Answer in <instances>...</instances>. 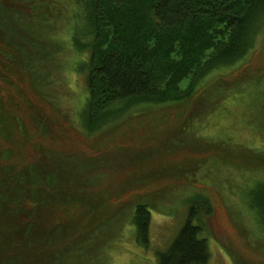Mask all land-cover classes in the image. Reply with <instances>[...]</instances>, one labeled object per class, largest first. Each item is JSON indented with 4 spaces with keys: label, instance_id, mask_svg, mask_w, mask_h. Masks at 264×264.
<instances>
[{
    "label": "trees",
    "instance_id": "trees-1",
    "mask_svg": "<svg viewBox=\"0 0 264 264\" xmlns=\"http://www.w3.org/2000/svg\"><path fill=\"white\" fill-rule=\"evenodd\" d=\"M23 3L30 6L24 10ZM263 24L264 0H0V37L7 38L10 49L4 55L11 65L15 64L14 68L29 77L45 101L44 95L55 92L50 86L44 87L47 81H57L52 69L63 66L59 82H65L67 76L72 78L66 72V62L74 56L70 58L76 60L74 76L82 75L85 80V103L79 124L87 135L114 131V126L138 109L152 112L174 107L175 112L182 114L181 124L183 117L186 120L190 115L189 129L185 131L198 144L196 148L189 141L177 149L178 153L200 149L202 145L207 147L204 150H212L208 144L213 146L214 140L204 129L211 120L220 125L227 123L220 122L223 117L229 118L228 110L220 111V106L231 95H237L239 86L247 81L241 63L253 48ZM233 65L234 69L224 70ZM73 82L74 79L57 88L71 96ZM183 82H187L184 89ZM83 152L77 155L74 168L83 171L84 167H91L92 174L96 166L88 161L93 155ZM169 167L171 174L175 172L174 166ZM51 168L44 170L42 177L46 190L58 182L56 172L60 166L55 172ZM98 169L102 174L99 165ZM26 170L27 182L36 188L40 168L29 165ZM106 172L109 176L113 171ZM12 175L13 178L9 171L6 177L2 175L1 183L11 184L14 172ZM15 179L20 181L19 177ZM13 192L14 188L10 194ZM15 193L16 201L22 202L25 192L16 189ZM43 198L56 200L52 194H44ZM203 198L204 195L191 197L184 223L171 242L155 253L156 264H208L210 249L204 220L212 211ZM245 204L258 229L264 232V182L249 190ZM147 205H131L129 217L123 219H129L134 229V241L125 239L124 246H149L151 213ZM57 206L49 213L53 218L46 214L41 222L23 220L19 207L0 208V264L89 261L93 254L98 256V250L109 248L114 239L110 240L102 231L112 222L113 227L122 223L118 222L120 217L97 222L90 210H82L85 206L76 198L70 197L65 205ZM82 250L88 257L85 253L80 255ZM49 251L53 252V261L43 255ZM33 256L40 261L34 263Z\"/></svg>",
    "mask_w": 264,
    "mask_h": 264
},
{
    "label": "rangeland",
    "instance_id": "rangeland-1",
    "mask_svg": "<svg viewBox=\"0 0 264 264\" xmlns=\"http://www.w3.org/2000/svg\"><path fill=\"white\" fill-rule=\"evenodd\" d=\"M23 6L26 10L30 3ZM35 13H39L38 10ZM75 13L76 10L71 14ZM66 17L70 18L69 13ZM8 46L7 38L0 37V119L3 120L0 122V177H6L9 171L12 178L14 172L20 181L14 177L11 183L14 192L10 194L11 184L0 180V208L19 207L23 220L41 222L46 214L53 218L49 213L56 205H65L68 198H76L84 204L82 210H90L97 222L101 219L106 223L111 217H120L118 222L122 221L121 226L113 227L112 222L102 231L110 240L114 238L109 248L98 250L97 257L93 254L89 259L91 263L80 259L79 264L82 261L156 264L155 253L171 242L184 223L191 197L204 195L201 200L208 203L212 211L204 220L210 249L208 264H264V232L258 229L256 219L245 204L249 190L256 183L264 182V26L241 63L247 81L239 86L237 95H231L219 105L220 111L228 110L229 118L220 119L227 123L220 125L211 120L204 129L214 140L213 146L208 144L212 150H204L207 147L202 145L197 151L180 153L177 149L189 141L196 148L198 145L185 131L189 129L190 115L186 120L183 117L181 124L182 114L175 112L177 108L164 107L152 112L138 109L114 126V131L87 135L79 124L85 103V80L82 75L74 76L76 60L70 59L74 56L66 62V72L72 78L67 76L65 82L72 79L75 82L70 87L71 96L59 89L65 83L59 82L62 79L59 71L63 68L60 66L59 70L52 69L57 81H47L44 85L55 90L52 95H44L45 101L29 77L14 68L15 64L11 65L4 55L10 50ZM234 66L224 70L234 69ZM186 85L187 82H183L182 88ZM183 103L186 104H180ZM245 112L249 114L244 115ZM83 150L93 155L91 162L88 161L96 166L92 174L91 167H84L83 171L74 168L77 155ZM29 165L40 168L36 188L27 182ZM58 165V182L46 190L42 182L44 170L53 167L52 172H55ZM170 165L175 167L176 175L169 172ZM107 170L113 172L107 176ZM92 176L96 177L91 179ZM95 178L98 180L90 182ZM16 189L25 192L22 202L16 201ZM44 194H52L56 200H45ZM137 202L148 203L151 213L150 243L145 249L134 243L131 247L124 246L127 245L125 239L134 241L131 236L134 229L129 219H123L129 217L131 205ZM83 254L88 257L82 250L80 255ZM43 255L47 260L54 256L50 251ZM33 261L40 260L33 256Z\"/></svg>",
    "mask_w": 264,
    "mask_h": 264
}]
</instances>
